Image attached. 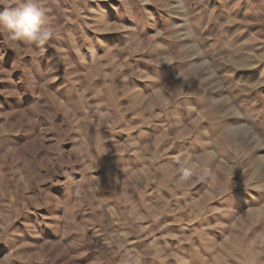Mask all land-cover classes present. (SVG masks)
I'll return each instance as SVG.
<instances>
[{
  "label": "rangeland",
  "instance_id": "374dc122",
  "mask_svg": "<svg viewBox=\"0 0 264 264\" xmlns=\"http://www.w3.org/2000/svg\"><path fill=\"white\" fill-rule=\"evenodd\" d=\"M41 3L0 32V264H264V0Z\"/></svg>",
  "mask_w": 264,
  "mask_h": 264
},
{
  "label": "clouds",
  "instance_id": "9594fccd",
  "mask_svg": "<svg viewBox=\"0 0 264 264\" xmlns=\"http://www.w3.org/2000/svg\"><path fill=\"white\" fill-rule=\"evenodd\" d=\"M47 24L46 9L41 0H9L0 10V32L7 33L13 40L43 45L51 35Z\"/></svg>",
  "mask_w": 264,
  "mask_h": 264
}]
</instances>
